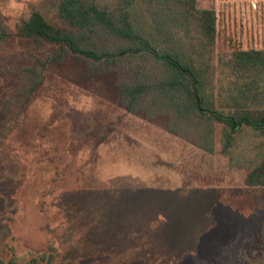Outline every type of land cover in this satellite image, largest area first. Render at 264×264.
Returning <instances> with one entry per match:
<instances>
[{
	"label": "rangeland",
	"instance_id": "rangeland-1",
	"mask_svg": "<svg viewBox=\"0 0 264 264\" xmlns=\"http://www.w3.org/2000/svg\"><path fill=\"white\" fill-rule=\"evenodd\" d=\"M43 1L0 0V19L12 28L37 7L55 21ZM212 1L215 105L228 113L219 59L230 35L264 48V0ZM44 52L55 50L3 47L0 109L14 86L4 65ZM108 83L76 59L51 65L15 129L0 123V254L15 264H264V187L246 185L264 161V138L246 128L225 153L218 126L207 153L163 120L128 112Z\"/></svg>",
	"mask_w": 264,
	"mask_h": 264
},
{
	"label": "trees",
	"instance_id": "trees-1",
	"mask_svg": "<svg viewBox=\"0 0 264 264\" xmlns=\"http://www.w3.org/2000/svg\"><path fill=\"white\" fill-rule=\"evenodd\" d=\"M42 3L53 7L55 21L37 7L12 28L0 19V52L9 42L55 50L28 59L22 55V63L4 65L14 86L0 109L2 125L11 120L15 129L51 65L76 59L86 76L109 80L128 112L163 120L168 132L207 153L215 152L218 126L225 153L246 128L264 138V48H244L233 35L227 37L232 50L219 59L217 84H226L220 88L231 111L216 108L217 68L211 59L220 37V16L212 0ZM246 185L264 187V161L248 172ZM0 264L15 263L0 254Z\"/></svg>",
	"mask_w": 264,
	"mask_h": 264
}]
</instances>
